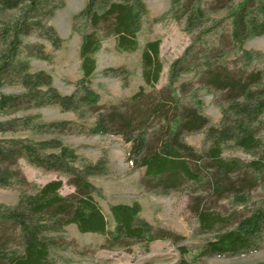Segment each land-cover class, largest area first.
Listing matches in <instances>:
<instances>
[{
    "label": "trees",
    "instance_id": "trees-1",
    "mask_svg": "<svg viewBox=\"0 0 264 264\" xmlns=\"http://www.w3.org/2000/svg\"><path fill=\"white\" fill-rule=\"evenodd\" d=\"M64 6L63 0H0V12L20 11L14 21L0 20V134L31 131L55 136L41 141L0 138V188L20 191L15 207L0 206V264H64L56 251L78 247L66 236L70 225L82 234L104 236V246L110 249L143 242L148 249L155 240L177 244L182 239L150 224L137 203L111 206L114 224L110 227L97 201L102 189L89 181L105 174V164L77 167L78 155L58 138L72 134L122 137L131 145L127 162L132 169L145 171L140 184L147 192L166 195L191 188L194 193L207 194L194 197L196 207L190 206L199 223L194 232L217 235L194 251L179 247L181 260L177 264L260 249L264 207L248 206L252 192L264 181V59L245 44L264 36V0H172L170 11L154 22L169 18L181 24L191 41L171 62L167 88L156 89L163 71L162 42L149 41L142 53L145 85L131 97L106 106L100 104V95L90 84L96 54L109 38L116 39L120 51L138 49V33L147 20L145 2L87 0L85 8L74 16L73 31L81 37L83 76L72 95L60 94L48 73L31 71L30 59L52 63L53 56L42 42L26 40L36 36L55 50L61 49L63 40L49 20ZM222 11H227L225 17L212 18ZM104 72L115 77L129 74L126 67ZM187 73H192L195 81L177 89L175 84ZM13 85L24 91L3 92L5 86ZM201 89L217 95L223 106L219 127L201 112V103L182 102L183 96ZM46 106H58L84 122H94L87 127L72 121L35 123L34 117H17L19 112ZM196 133L205 135L202 153L185 141V136ZM230 150L250 159L224 157ZM21 159L64 175L75 191L63 195L62 180L37 187L24 176ZM230 197L237 207H243L242 214L225 215L208 207L210 200L223 202ZM219 226L223 228L220 232Z\"/></svg>",
    "mask_w": 264,
    "mask_h": 264
},
{
    "label": "rangeland",
    "instance_id": "rangeland-1",
    "mask_svg": "<svg viewBox=\"0 0 264 264\" xmlns=\"http://www.w3.org/2000/svg\"><path fill=\"white\" fill-rule=\"evenodd\" d=\"M63 1L65 6L57 9L49 20V24L55 28L63 40L61 49L55 50L50 42L41 40L36 36L29 37L26 40L29 42H42L46 52L53 56L52 63L35 58L30 59L31 71L48 73L53 79V86L60 94L72 95L76 90L77 81L83 76L80 57L81 37L73 31V18L85 8L87 0ZM157 1L163 6V0H150L148 3L151 2L154 9L153 6L157 7L154 5ZM164 4L163 8L165 10L154 17H151L147 10V20L138 33L139 46L135 52L124 53L126 51L122 52L117 47L114 48L117 46L115 38H109L103 42V49H100L101 52L98 56V67L96 63L97 70L90 79L92 89L100 95L101 105L117 104L124 98L131 97L141 86L145 85L142 77L143 49L147 42L157 39L162 42L160 58L163 62V71L156 89L159 91L167 88L170 64L174 59L181 56L190 44L191 38L183 32L181 24L169 18L163 22H154L155 19L161 18L170 11L172 0H164ZM19 14V10L0 12V20L5 22L14 21ZM226 15L227 11H222L217 15H213L212 18L219 19ZM245 48L260 52L264 59V36L249 39L245 44ZM120 67H126L129 74L115 77L108 76L104 72L108 68ZM194 81L195 77L192 73L183 74L175 87L179 89L183 83ZM147 90L152 91L150 88ZM23 91L24 89L19 85L3 88V92L8 94ZM182 102L185 105L192 106L201 103V112L209 118L213 126H220L223 106L218 102L217 95L201 89L192 95L183 96ZM17 117H34L35 123L72 121L84 123L87 127H90L94 122L93 119L84 122L75 113L64 112L58 106L33 108L19 112ZM52 137L55 136H40L31 131L0 134V138H30L34 141ZM58 138L78 155L77 167L81 168L88 163L103 162L105 164V174L90 177L89 181L102 189V197H97V201L110 227L114 224L110 211L111 206L137 203L141 206V216L150 224L182 237L177 244L171 240H155L150 243L148 249L145 248L144 242L133 244L129 248L110 249L104 246V236L93 233L82 234L75 225H70L67 227L66 236L74 239L78 243V247L75 251H56L64 264H177L181 260L179 247L186 246L189 251H194L200 248L205 241L213 240L216 237V232L201 234L194 232L199 223L197 217L190 212V206L196 207L194 197L198 195L208 197L207 194L204 192L194 193L191 188H185L182 192H170L166 195H158L142 189L140 179L145 171L144 169H132L127 162L126 158L131 145L126 144L122 137L72 134L58 136ZM185 141L199 153H202L205 149L204 133L187 135ZM224 157L250 159L248 155L237 150L226 151ZM19 164L26 179L37 187L53 180H62L61 193L63 195H69L75 191L74 187L68 184V179L58 172L46 171L31 166L24 159H21ZM19 198L20 191L18 189L0 188V206L15 207ZM208 207L225 215L242 214V211H244L241 210L243 207L235 205L232 197L223 202L210 200ZM248 207H264V181L259 183L252 192ZM220 229L223 228L221 226L217 227V231L220 232ZM195 254L196 252L188 257ZM195 264H264V243L256 251L224 257L200 258Z\"/></svg>",
    "mask_w": 264,
    "mask_h": 264
},
{
    "label": "crops",
    "instance_id": "crops-1",
    "mask_svg": "<svg viewBox=\"0 0 264 264\" xmlns=\"http://www.w3.org/2000/svg\"><path fill=\"white\" fill-rule=\"evenodd\" d=\"M150 0H144L145 2V5H146V8L148 10V13L151 17H154L160 13H162L165 9L163 8L164 7V0H163V6L161 5V3L159 1L155 2L154 5H156L157 7L153 6L154 9L152 8V5H151V2L150 4L148 3ZM166 7V6H165ZM162 8V9H161ZM149 40H153V39H149ZM116 48V46L114 47ZM103 49V48H102ZM101 49V50H102ZM101 50H99L96 54V57H97V67H98V64H99V60H98V56H99V53L101 52ZM123 52V51H122ZM124 53H128V52H124ZM97 70V69H96Z\"/></svg>",
    "mask_w": 264,
    "mask_h": 264
}]
</instances>
